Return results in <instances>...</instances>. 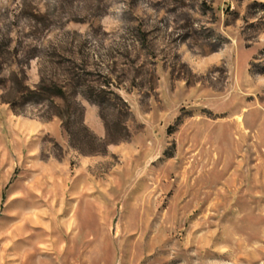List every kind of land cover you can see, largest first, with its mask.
Returning <instances> with one entry per match:
<instances>
[{
  "label": "rangeland",
  "instance_id": "374dc122",
  "mask_svg": "<svg viewBox=\"0 0 264 264\" xmlns=\"http://www.w3.org/2000/svg\"><path fill=\"white\" fill-rule=\"evenodd\" d=\"M0 264H264V0H0Z\"/></svg>",
  "mask_w": 264,
  "mask_h": 264
},
{
  "label": "trees",
  "instance_id": "16d2710c",
  "mask_svg": "<svg viewBox=\"0 0 264 264\" xmlns=\"http://www.w3.org/2000/svg\"><path fill=\"white\" fill-rule=\"evenodd\" d=\"M31 92H33L35 94L39 93V94H41V96H42L43 93L45 95H52V94H54V95H62L63 94V90H62L61 87L54 86V88H46L42 84H38V86L34 90H31ZM101 92L104 93L103 91H101ZM87 97H91V96H87ZM91 101L94 102V103H98V104L100 103L97 98L96 99L94 98Z\"/></svg>",
  "mask_w": 264,
  "mask_h": 264
}]
</instances>
